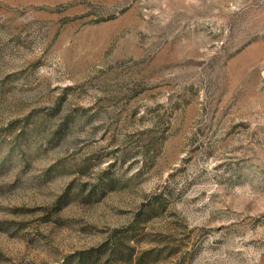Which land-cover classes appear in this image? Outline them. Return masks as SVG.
I'll use <instances>...</instances> for the list:
<instances>
[{"label":"rangeland","instance_id":"obj_1","mask_svg":"<svg viewBox=\"0 0 264 264\" xmlns=\"http://www.w3.org/2000/svg\"><path fill=\"white\" fill-rule=\"evenodd\" d=\"M264 264V0H0V264Z\"/></svg>","mask_w":264,"mask_h":264},{"label":"trees","instance_id":"obj_2","mask_svg":"<svg viewBox=\"0 0 264 264\" xmlns=\"http://www.w3.org/2000/svg\"><path fill=\"white\" fill-rule=\"evenodd\" d=\"M80 259L82 260L83 258L80 257V256H78V262H77V264H81V263H80V261H81Z\"/></svg>","mask_w":264,"mask_h":264}]
</instances>
